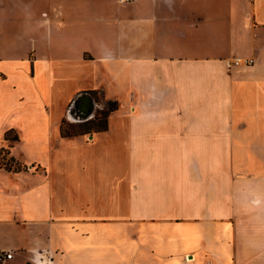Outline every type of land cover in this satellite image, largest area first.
Listing matches in <instances>:
<instances>
[{
  "label": "crops",
  "instance_id": "0c3cea01",
  "mask_svg": "<svg viewBox=\"0 0 264 264\" xmlns=\"http://www.w3.org/2000/svg\"><path fill=\"white\" fill-rule=\"evenodd\" d=\"M2 151L15 264H264V0H0Z\"/></svg>",
  "mask_w": 264,
  "mask_h": 264
},
{
  "label": "rangeland",
  "instance_id": "374dc122",
  "mask_svg": "<svg viewBox=\"0 0 264 264\" xmlns=\"http://www.w3.org/2000/svg\"><path fill=\"white\" fill-rule=\"evenodd\" d=\"M86 94L88 96H90L92 99L93 109L91 110L89 115L87 117H85L86 112H85V109L83 108V101L80 100L82 93L80 95H78L76 97V99L71 103V105L67 111V118L68 119L64 120L65 125L67 128H69V130L73 129L74 126L77 127V130H82V129H85L86 126L90 127V126L96 125L97 122L100 121V119H103L105 117V114H107V112H109V108L112 106L111 104L108 103L109 99H106L102 92H98L95 95H92V94L87 93V92H86ZM112 101H114V100H112ZM183 110H185V107ZM110 113L108 114V117H109ZM108 117H107V119H108ZM88 120H90V122L88 124H86V126H79L81 123L88 121ZM87 135H89V133ZM186 155H188L187 159H190L193 162H200L201 160L205 159V156L203 157L202 156L203 154L198 153V152H192L191 155H190V153H185V156ZM179 157L182 158L181 153H178V159H179ZM209 157H210V159H212V158L216 159L217 154L216 153H209ZM0 166H4L6 168H13V169L14 168L15 169L23 168V165L20 162L13 159L6 151H2L0 153ZM179 170H181V168H179ZM0 264H15V262L13 260H7L5 262H0ZM31 264H33V263H31Z\"/></svg>",
  "mask_w": 264,
  "mask_h": 264
},
{
  "label": "trees",
  "instance_id": "16d2710c",
  "mask_svg": "<svg viewBox=\"0 0 264 264\" xmlns=\"http://www.w3.org/2000/svg\"><path fill=\"white\" fill-rule=\"evenodd\" d=\"M91 94L95 95L96 92L92 91ZM108 103L112 105L109 108V112H107V114H105V117L103 119H100V121H98L96 125L87 127L86 124H88L90 122V120H88V121H85V122H83V123H81L79 125V126H86L85 129L77 130V127L74 126L73 129L69 130V128H67L66 125H65V121H63V124L61 126L62 135L67 137V136H72V135H75V134L87 133V132H90V131H101V130L106 129L108 127V119H107L108 114L118 108L117 101L109 100ZM6 138H10V133L6 134ZM12 138H13V140L16 139L15 137H12ZM28 264H30V263H28Z\"/></svg>",
  "mask_w": 264,
  "mask_h": 264
},
{
  "label": "built area",
  "instance_id": "2783aa9c",
  "mask_svg": "<svg viewBox=\"0 0 264 264\" xmlns=\"http://www.w3.org/2000/svg\"><path fill=\"white\" fill-rule=\"evenodd\" d=\"M134 1L135 0H117V2L122 6L129 5ZM253 63L254 60L250 58H234L230 64L235 66H242V65H251ZM12 258H13V253L11 251L0 250V262H5Z\"/></svg>",
  "mask_w": 264,
  "mask_h": 264
},
{
  "label": "water",
  "instance_id": "95a60500",
  "mask_svg": "<svg viewBox=\"0 0 264 264\" xmlns=\"http://www.w3.org/2000/svg\"><path fill=\"white\" fill-rule=\"evenodd\" d=\"M80 100L83 101V105L85 107V112H86L85 117H87L89 115V113L91 112V110L93 109L92 99L86 93H82Z\"/></svg>",
  "mask_w": 264,
  "mask_h": 264
},
{
  "label": "bare ground",
  "instance_id": "6f19581e",
  "mask_svg": "<svg viewBox=\"0 0 264 264\" xmlns=\"http://www.w3.org/2000/svg\"><path fill=\"white\" fill-rule=\"evenodd\" d=\"M83 108L85 109L84 105H83ZM38 264H44V263H42V262H39Z\"/></svg>",
  "mask_w": 264,
  "mask_h": 264
}]
</instances>
